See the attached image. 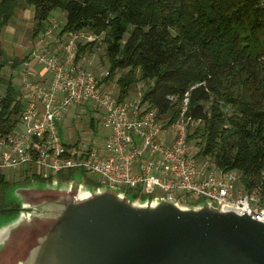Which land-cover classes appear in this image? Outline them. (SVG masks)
Returning <instances> with one entry per match:
<instances>
[{
  "label": "trees",
  "instance_id": "obj_1",
  "mask_svg": "<svg viewBox=\"0 0 264 264\" xmlns=\"http://www.w3.org/2000/svg\"><path fill=\"white\" fill-rule=\"evenodd\" d=\"M263 2L0 0V31L15 10L29 6L33 36L61 13L63 33L85 29L101 35L97 43H80L78 53L100 52L108 79L116 76L118 99L124 100L139 83L142 102L165 124L178 118L187 98L185 116L192 123L187 141L220 169L237 170L249 189L264 186ZM26 58L4 55L0 60V130L5 132L14 130L20 120L22 96L13 72ZM63 174L58 178L68 180ZM83 179L99 185L92 178ZM31 180L45 182L34 175L8 182L0 174V208L11 205L8 189ZM13 212L0 209V214Z\"/></svg>",
  "mask_w": 264,
  "mask_h": 264
},
{
  "label": "built area",
  "instance_id": "obj_2",
  "mask_svg": "<svg viewBox=\"0 0 264 264\" xmlns=\"http://www.w3.org/2000/svg\"><path fill=\"white\" fill-rule=\"evenodd\" d=\"M63 24L64 13L54 15L41 32L47 49L31 58L45 64L51 78L28 88L17 127L0 130V171L21 168L19 174L47 181L72 169L91 174L100 185L140 195L158 189L179 202L210 201L264 223V186L246 189L237 170L220 169L187 141V98L178 118L165 124L142 102L140 84L119 100L114 83L108 86V67L90 59L96 53H78L80 43H97L101 35L85 29L63 33ZM72 106L86 109L88 121L66 143L57 121ZM98 128L106 132L93 143Z\"/></svg>",
  "mask_w": 264,
  "mask_h": 264
},
{
  "label": "water",
  "instance_id": "obj_3",
  "mask_svg": "<svg viewBox=\"0 0 264 264\" xmlns=\"http://www.w3.org/2000/svg\"><path fill=\"white\" fill-rule=\"evenodd\" d=\"M6 195L0 209L14 212L0 214V264H264V223L210 201L133 196L80 172ZM19 229L23 253L3 258Z\"/></svg>",
  "mask_w": 264,
  "mask_h": 264
},
{
  "label": "crops",
  "instance_id": "obj_4",
  "mask_svg": "<svg viewBox=\"0 0 264 264\" xmlns=\"http://www.w3.org/2000/svg\"><path fill=\"white\" fill-rule=\"evenodd\" d=\"M32 31V12L27 6H23L15 10L14 15L11 16V18L8 20V23H6V25L0 31V51L3 52L5 56L18 57L20 59L27 56L26 61H24L13 72L14 84L20 88L22 96L21 101L23 105H26L24 97L29 87H32L35 84H47L51 78L50 71L46 65L39 63L36 60H32L31 58L35 51H44L47 49L46 45L41 39V33L33 36ZM48 48L51 49L52 47ZM4 55L0 54V60H2ZM75 108L77 109V107ZM63 116H61L59 120H61ZM69 127L68 132L66 128L62 134L59 127L58 129L63 140L70 132V134L73 136L70 138V142H74L77 136L82 134L83 131H74L71 128L69 129Z\"/></svg>",
  "mask_w": 264,
  "mask_h": 264
},
{
  "label": "rangeland",
  "instance_id": "obj_5",
  "mask_svg": "<svg viewBox=\"0 0 264 264\" xmlns=\"http://www.w3.org/2000/svg\"><path fill=\"white\" fill-rule=\"evenodd\" d=\"M29 8L31 9V12H32V7H29ZM54 14H57V12H55ZM86 54L89 56L94 55L93 52H88ZM90 59L93 61L94 66H98L99 64L102 65V62L100 61V52H97L94 55V57H91ZM4 68H5V70L8 69L7 67H4ZM7 73H9L8 70H7ZM115 78H116V76L114 77V79H110V78L108 79V86L114 83V88L117 91L116 84L114 82ZM138 85H139V83H138ZM2 91L3 90L0 89V94H2ZM82 109H84V108L77 107V109H76L74 106H72V107H69L64 112V114H63L64 116L62 117V119L57 121V125L60 128L61 134H62V132H64L66 130V128H67V132H68L69 126H70L69 129L71 128L74 131H78V132L83 131V129L86 127L88 119H87V117L83 116L84 114H86L87 110L86 109L82 110ZM105 132L106 131L104 129L98 128L97 133H96L97 135L93 138V143H97V140ZM72 137L73 136L69 132L67 134V137L64 138L65 142H70V140H71L70 138H72ZM20 170H21V168L18 169V172ZM18 172L16 173L15 170L3 169L0 171V174L4 177L5 181L19 183L23 180L25 175L19 174ZM74 173L75 172L72 169H68L67 171L64 172L63 177L65 179H70L72 177V175H74ZM60 175H62V174H60ZM82 177L83 178H90V177L93 178V176L89 173H83ZM146 194H148V193H146ZM154 194L155 195H162L163 193H162V191L156 189V190L151 192V195H154ZM190 202H194V200H190ZM23 231L24 230H22V232H21L19 229L18 231H16L15 234L12 235V237L8 241H6L7 245H5L6 247H5L4 252H3V255H4V256H2L3 258L5 257V255H8L7 257L15 258L17 256H20V254L23 253L24 245L27 243H18V240H20V238L22 237L21 235H22ZM32 234H33V232L31 231L30 235H32ZM24 241H27V240L25 239Z\"/></svg>",
  "mask_w": 264,
  "mask_h": 264
}]
</instances>
